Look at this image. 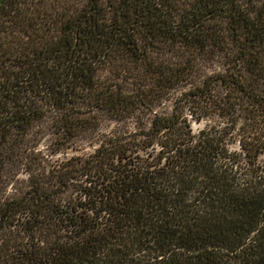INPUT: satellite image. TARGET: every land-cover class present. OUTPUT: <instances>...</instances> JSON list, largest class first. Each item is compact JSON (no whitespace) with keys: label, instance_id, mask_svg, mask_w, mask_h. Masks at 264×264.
Listing matches in <instances>:
<instances>
[{"label":"trees","instance_id":"1","mask_svg":"<svg viewBox=\"0 0 264 264\" xmlns=\"http://www.w3.org/2000/svg\"><path fill=\"white\" fill-rule=\"evenodd\" d=\"M54 116L56 154L135 121L8 197L15 150ZM258 118L264 0H6L0 264H264Z\"/></svg>","mask_w":264,"mask_h":264},{"label":"rangeland","instance_id":"2","mask_svg":"<svg viewBox=\"0 0 264 264\" xmlns=\"http://www.w3.org/2000/svg\"><path fill=\"white\" fill-rule=\"evenodd\" d=\"M179 62V60H175L172 64H177ZM219 69L220 67H218V65L214 68L215 71ZM102 76L105 78L107 74H102ZM202 79H204V77ZM148 83L149 86L146 93L149 94L150 101L159 105V112L166 113V115L171 113L172 102H170V100L176 98V93L167 96L166 92L168 89H163V85L166 83H162L161 81H151ZM134 99L135 98H132V100ZM190 105L193 104L191 103ZM57 119L58 117L54 116L47 119L44 123L37 125L30 133L25 145L20 149L14 148L16 150L13 154V163L10 165L12 168V174H10L11 184L3 191L8 197L17 195L28 185L29 176L27 174L29 173H32L34 183L45 186L51 185L53 181L55 182V175L60 173V169L63 166H60L62 162L72 157L86 158L90 156L97 148V143H99L100 140L106 139L107 135L111 134L114 129L125 126L126 123L132 126L133 121H135H124L125 124H123V122L122 124H115V122H110L104 118L102 119L103 124L100 128L95 129L90 134H85L79 141L73 144V151L56 154L53 143L55 141L54 134L56 131ZM256 123H260L259 127L261 128L257 137L262 138L264 137V124L262 119L258 118L256 121H250L253 129L256 128ZM253 134L254 130L247 132L249 136H256ZM247 141L248 143H251V141L252 143L255 142L253 139H248ZM261 141L264 142V139H261Z\"/></svg>","mask_w":264,"mask_h":264},{"label":"water","instance_id":"3","mask_svg":"<svg viewBox=\"0 0 264 264\" xmlns=\"http://www.w3.org/2000/svg\"><path fill=\"white\" fill-rule=\"evenodd\" d=\"M6 2V0H0V6L3 5Z\"/></svg>","mask_w":264,"mask_h":264}]
</instances>
